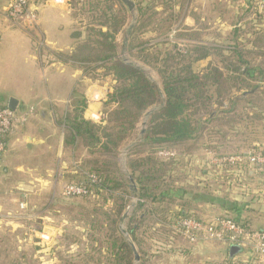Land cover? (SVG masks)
I'll list each match as a JSON object with an SVG mask.
<instances>
[{
	"label": "crops",
	"instance_id": "crops-1",
	"mask_svg": "<svg viewBox=\"0 0 264 264\" xmlns=\"http://www.w3.org/2000/svg\"><path fill=\"white\" fill-rule=\"evenodd\" d=\"M10 1L0 0V106L9 107L10 99H14L17 118L12 131L5 137L6 150L0 159V233L13 232L20 226L19 221H16L17 217H20L18 211L26 205L35 210L25 216L28 223L38 217L39 222L50 219L45 213L48 203L44 204L43 201L40 203V200L47 194L59 193L61 181L66 175L64 174V169H67L66 162L69 160L64 157V151L72 148L67 142L70 133L66 125L67 114L74 112L77 106L76 87L81 82L92 81L68 59V55L74 51L79 41L74 37L77 21L72 14L71 0H30L38 11V21L33 27L27 24L14 25L10 21L7 16ZM207 1L209 0H187L190 7L191 2H195L196 7L190 9L188 14H183V17L188 21L185 24L189 30L198 32L201 36L203 30L199 32L193 27L195 25L191 12L193 15L200 14V24L210 16L218 19L215 20L216 39L213 46L222 48L223 56L217 55L215 64L223 69V66L228 65L223 64L222 57L229 54L228 45L224 44L230 41L228 37L232 29L246 26L247 18H241L246 15L244 10L255 0L228 1L224 8L225 10L228 8L230 21H221L224 11L220 9L217 12L215 5H211L210 10H205L203 6ZM183 17L181 16L182 19ZM261 20L264 23V14ZM260 26L264 27V24ZM202 27L205 29L208 26L205 24ZM203 38L207 39L205 36ZM206 39L202 41L211 42ZM218 39L223 40L220 43ZM193 41L189 38L188 44ZM241 46L246 49L252 47ZM233 59L232 57L234 63H241ZM241 67L244 69L245 65ZM250 67H257L259 73L260 70L264 72V58L251 60ZM258 72L253 70L250 75L256 76ZM228 73L250 81V86L232 88L222 99V104L215 105L212 122L221 131V136L215 139V152L211 154L215 159L235 154L233 150L236 149L248 156L250 149L264 148V73L259 74L260 77L257 79H251L245 72L233 69H229ZM87 84L86 96L97 95V99H102L101 102L107 99L110 88L94 82ZM257 100L261 101V105H257ZM89 112L98 119L91 118ZM103 112L101 103L92 102L89 108L84 110L83 115L86 119L99 123L102 122ZM251 134L254 137L243 145L244 140ZM237 136H241L243 140ZM237 165L240 164L228 166ZM245 165L250 170L248 179L260 176L264 178L263 167L257 169L249 161H246ZM263 187L264 185L258 190ZM234 204L241 208L238 220L243 225L251 229L264 230V208L259 210L256 206L246 205L247 203ZM219 211L220 215L231 213V216H236L233 210L228 211L223 206H220ZM126 241L130 244L129 240ZM186 241L183 239L184 245L180 246L181 249L171 240L172 246H169L172 249H165L160 247L157 239L152 238L150 250H144V253L135 244L139 260L134 258L133 264H219L227 258L245 256V251L243 252L241 250L243 248L239 246L237 251L231 253V247L235 245L203 241L190 244Z\"/></svg>",
	"mask_w": 264,
	"mask_h": 264
},
{
	"label": "rangeland",
	"instance_id": "rangeland-1",
	"mask_svg": "<svg viewBox=\"0 0 264 264\" xmlns=\"http://www.w3.org/2000/svg\"><path fill=\"white\" fill-rule=\"evenodd\" d=\"M79 1L80 3L76 7L71 8L72 14L78 15H76L74 18V20L77 21L76 29L82 31V25L83 23L88 22V18L84 16L83 12L81 11V7L83 3L86 2V0ZM132 1H134L136 5V2L146 4L147 2L153 0ZM228 1L230 0H223V2L209 0L206 2L203 8L205 10H210L211 5H215L217 12L220 9L224 11L221 21H230L227 14L228 8L226 10L224 8V5H227ZM261 1L262 0L255 1V7L253 8L251 14L246 17V23L249 24L251 21H256L258 26H263L264 23L261 20L262 18H259V15L264 14V5H261ZM216 2L218 3L214 4ZM166 3L168 4L166 5ZM157 4V8L163 9L167 13H170L169 11H171V14L182 17L183 14H188L190 9L196 7L195 2H191L192 6L190 7V5L187 4V0H164L160 2L158 1ZM198 4L199 2H197V5ZM169 5L170 10L168 9ZM36 13L38 21V11ZM136 14L137 23L139 16L137 7ZM191 14V18H193L192 20L195 25L193 27L199 32H201L200 30H203L201 40L206 39L203 38V36H205L211 41V43L215 44V20L218 19L210 16V18L205 19L200 24V14L193 15V12H191ZM10 21L13 23L12 20ZM174 21L175 17L173 16L171 19H167L165 22L161 21L162 23L160 22L161 24H159L158 27H155L154 25H146L140 30L141 35L139 41L149 43L145 46V51H148L153 59L157 60L156 65L153 66L151 64H146L136 59V57L132 56V54L126 50V56L143 64L147 68V73L152 76V78H154L159 83V85L161 84L163 76V74L160 72V69L166 68V64L170 65L169 69H173L172 65L175 66V59H171V56H168L167 53L172 55L177 49L184 51L186 47H188V39L190 38L187 36V34L192 32L189 30L188 25L185 24V22L188 21H185L184 17L183 19L180 17L177 23ZM130 22L131 18L129 23ZM13 24L19 26L25 25L16 23ZM205 24L208 27L203 29L202 26ZM30 26L33 27L34 25L31 24ZM127 27L117 36L118 42L122 45L124 39L127 37ZM255 29L256 28L254 27V29H251L250 32L253 33ZM129 36L127 38V44L129 41ZM251 37L253 40L255 37L254 34ZM222 40L218 39L220 43ZM213 57L216 59L215 56ZM176 68L178 69L179 67ZM87 77L92 80L91 82H87L89 85L93 82L94 84L100 86L105 85L107 89L110 88V92L116 85V82L110 75L109 77H104V75H102L101 69L89 71ZM87 83L81 82L76 87V91L78 93L76 96V101H80L85 98L87 101L85 109H88L92 102L101 103V109L103 111L105 109L103 115L101 116L103 119L102 122H104L105 119H108V110L106 105H104V101L101 102L102 99H97V95H85L88 90ZM256 102L257 105H261L260 100H257ZM78 104L79 103L76 105L78 106ZM187 113L194 126L198 127L197 129H199L200 121L205 119V117H209L207 115L209 114L207 113V109L205 106H202L201 102L199 101H195L194 105L188 109ZM91 114L92 113H90L91 118L98 119L96 115ZM144 117L145 114L139 120L136 129L133 131V134L127 136L126 142L120 149H117L113 152H103L100 150L94 155V157H100V160L104 162L102 163V161H100L99 163H96V167L109 169L111 171V176H114L118 181L122 180L125 182L128 180L129 187L131 185L129 177H132L129 165L132 163L136 164L137 162L149 163L148 158L150 157L156 159L154 154H152L150 151V144H141L143 139L141 137V131L142 129L146 130L148 123L147 120L146 124L143 125ZM203 125H205V129L203 130V138L199 139L196 137L194 139L180 143L177 142L174 147L158 151V159L156 160L168 162V165H155L154 160L148 165L144 164L136 168L138 171H141L143 169L150 168L152 165H155L156 168L159 169L157 175L167 174V176L164 181H161L160 179L150 180L147 183V186L151 187V190H153V192L157 195H160V193L163 191L169 192L168 195L163 197L162 200L155 202H151L152 200L146 201L145 209L147 212L146 214L142 215L141 212L144 209H140L138 211L136 210L139 199L138 196L132 195L131 188L130 195L124 196L125 201L128 203L124 209L122 217L124 214H127V220H124L123 225H121V217L119 221V228L121 229L124 237L129 240L130 244L131 242L134 245L136 244L135 246H137L141 252L143 251V253L144 250H150L152 238L157 239L160 242V247L165 249H172L169 246H172L170 243L171 240L172 242L175 241L176 245L179 247L181 245L183 247V239L187 240V243H192L178 230V227L175 224L179 217L171 216V210L180 209L183 206H187L188 208L190 207L194 209L196 215L199 218H202L205 221H212L220 216L219 208L221 206L220 203L222 200H226L232 204L238 202L240 205H242V203H247L246 205L256 206L259 208V210L264 208V187L258 190V188H261V186L264 185V178L260 176L261 178L256 177L250 180L245 175H243V177L240 176L241 178H237L234 177V174L236 173L235 171H239L236 166H228L227 163L219 164L216 162L217 159H215V156L211 154H214L215 152V139L221 136V131L218 130L220 128L217 129L212 120H206ZM198 131L199 130H197L195 134H197ZM240 137L237 136L238 139L243 140V138ZM253 137V134L248 135L246 140H244L245 143H243V145H246V143H248V141ZM69 149L70 150L66 149L64 151V157L69 158V160L66 162L67 169H64V174L66 175L64 180L61 181L59 193L56 195L47 194L45 195L44 199L40 200V203H42V201L44 204L48 203L45 213L46 215L50 216V219L46 220V222L45 220H41L42 222H39L40 220H38V217V219L35 218L34 221H29L28 223L25 216H27L28 213H33L35 210L29 207V205L24 206V208L22 207L23 210L21 209L18 211V215H20V217H17L16 219V221H19L20 226L13 232L7 231L0 233V264H97L98 260L105 261L103 250L106 246H109L108 243H106V240L111 234L112 227L114 226V223H112L111 219L117 218L115 206L119 205V203L122 201V199H120L122 195V188L115 189L113 191L114 193L104 192L99 197L94 198L81 195L67 196L64 193L65 186L71 183L82 184L85 182V180H87L88 177H90L91 173L89 169L92 166L94 167V162L91 159L93 153H90L88 150H86L81 141H79L76 147L72 146V148L69 147ZM231 150L233 149L231 148ZM233 151V153L237 154L239 152L241 153L240 155H242V157H245L242 151L238 149ZM254 151L257 150H249L250 153H253ZM162 152H168L174 155H164L161 154ZM173 157L176 158V160ZM248 158L250 159V157ZM88 159L91 160L88 161ZM220 166H222V168L232 167L234 170L233 176L226 179L222 177H216ZM254 167L260 169L257 165H254ZM135 185L137 188L136 193H138V185L136 182ZM156 185H158L157 189L154 187ZM182 190L191 192L193 195L199 193L205 195L206 197H213L214 201L210 202L208 201L209 199L191 201L188 196L182 198L179 195ZM253 198L255 202L252 200ZM135 216L141 219L144 217L142 225L139 226V230L137 231L138 234H136L138 237L137 239L133 238L128 233V221L130 218ZM122 229H124L126 233H124ZM203 242L217 243L218 241L208 239L204 240Z\"/></svg>",
	"mask_w": 264,
	"mask_h": 264
},
{
	"label": "trees",
	"instance_id": "trees-1",
	"mask_svg": "<svg viewBox=\"0 0 264 264\" xmlns=\"http://www.w3.org/2000/svg\"><path fill=\"white\" fill-rule=\"evenodd\" d=\"M158 1L164 0H153L146 4L136 2L139 16L126 46V50L136 59L153 66L157 64V60H154L151 54L145 51V46L149 43L139 41L141 28L146 25L158 27L159 24L171 19L173 16L175 17L174 22L177 23L181 17L171 14V11L167 13L163 9H158ZM79 3V0L71 1L72 7H76ZM254 7L255 2L244 10L246 15H243L241 19L249 16ZM168 9L170 10V5ZM81 11L88 18V22L83 23L82 31L74 30V37L79 39V41L74 51L68 55V59L82 69L87 76L89 71L101 69L102 75L104 77H109L110 75L116 85L104 101V105H106L108 110V119H105L104 122L97 123L86 119L83 112L87 101L85 98L77 101L79 104L75 111L67 116L66 125L70 131L67 136V142L71 146L76 147L81 141L84 148L93 153L91 159L94 162V167L92 166L89 170L90 175L96 176L98 181L94 182L88 177L82 183L86 187L87 193L81 196L94 198L99 197L104 192H113L115 189L122 188L120 197L122 201L115 206L117 218L111 219L114 226L106 240L109 246H106L103 250L105 261L98 260L97 264H133L132 247L119 229V221L128 203L125 201L124 196H128L131 193L129 182L128 180L125 182L122 180L118 181L114 176H111L109 169L96 167L95 164L102 160H100V157H94V155L100 150L113 152L120 149L126 142L127 136L133 134L142 116L150 108L156 106L160 107L150 115L141 142V144H150V151L156 159H158L159 150L174 147L177 142L180 143L196 137L199 139L203 138V130L206 125H203V123L206 120H213L215 105H221L222 99L230 93L232 88L250 86V81L247 82L244 78L232 76L228 73V70L233 69L234 71L245 72L248 75L253 70L258 72L256 70L257 67H250V65L251 60L258 57L264 58V27L258 26L256 21H251L250 25L247 23L244 28L232 29L228 37L230 41L224 44L228 45L229 54L224 58L222 57L223 64L228 65L223 66V69L215 64L216 61L213 57H216V55L223 56L221 47L213 46L215 44L211 42L202 41L201 34L198 32L187 34L194 41L188 44L184 51L177 49L172 55L167 53L168 56H171V59H175V66L172 65L173 69H169L170 65L166 64V68L160 69L163 76L159 85L156 80L150 79L145 72L125 63L120 58V53L124 46L118 42L117 36L125 30L131 18L130 10L122 0H86L81 7ZM76 15H73L74 18ZM259 18H262V15H259ZM254 27L256 29L253 33L250 32ZM253 34L255 37L252 40L251 36ZM241 45H252V47L246 49ZM232 57L236 61H241V63H234ZM242 65H245L244 69H242ZM176 67L179 68L177 69ZM261 73L264 72L260 70V73L258 72L257 74ZM258 75L250 76L251 79H257L260 77ZM195 101L201 102L202 106L207 109V113H209L207 114L209 117H205V119L200 121L199 129L194 126L187 113ZM197 130L199 131L195 134ZM260 149L264 150L263 147H260ZM91 159H88V161ZM156 159L150 157L148 162L151 163L155 160L154 164L161 166L169 164ZM174 159L176 160V158ZM102 163L104 162L102 161ZM149 163L137 162L129 165L131 176L138 185V193L135 196H138L139 203L136 210L144 209L141 215L147 212L145 209L146 201L152 200L151 202H155L162 200L169 193L163 191L160 195H157L151 190V187L147 186L150 180L160 179L164 181L167 176V174L157 175L159 169L155 165L141 171L136 169ZM236 167L239 171H235V174L232 167L220 168L216 177L226 179L234 174V177L237 178H241L240 176L243 177V175L250 178V170H248L245 162ZM262 171L264 175V167ZM154 187L157 189L158 185ZM179 195L182 198L188 196L191 201L201 199H209L208 201L210 202L214 201L213 197H206L199 193L193 195L186 190H182ZM220 205L228 209V211L229 209L233 210L236 214V216H231V213H224L220 216L239 219L241 208L237 204L222 200ZM170 213L171 216L176 217L197 216L195 210L187 206L171 210ZM143 218L135 216L128 221V233L133 238H138L136 234H138L139 226L142 225ZM241 250L244 252V249Z\"/></svg>",
	"mask_w": 264,
	"mask_h": 264
},
{
	"label": "built area",
	"instance_id": "built-area-1",
	"mask_svg": "<svg viewBox=\"0 0 264 264\" xmlns=\"http://www.w3.org/2000/svg\"><path fill=\"white\" fill-rule=\"evenodd\" d=\"M261 5H264V0L261 1ZM36 12L37 9L31 5L29 0H11L7 8V16L16 24L35 25L37 23ZM16 118L14 110L8 106H0V159L6 150L5 137L12 131ZM255 150L257 151L249 153L248 156L244 155L246 158L240 154H227L217 157L216 162L235 165L249 161L258 168L264 167V150ZM161 154L172 153L162 152ZM90 179L94 182L98 181L94 175H90ZM64 193L67 196H79L86 194L87 189L82 184L71 183L65 186ZM175 225L192 243L212 239L244 249V257L227 258L219 264H264V230L248 228L239 220L229 216H219L212 221H205L196 216H185L179 217Z\"/></svg>",
	"mask_w": 264,
	"mask_h": 264
},
{
	"label": "water",
	"instance_id": "water-1",
	"mask_svg": "<svg viewBox=\"0 0 264 264\" xmlns=\"http://www.w3.org/2000/svg\"><path fill=\"white\" fill-rule=\"evenodd\" d=\"M122 1L127 5L128 9L130 10V13H131V22L129 23V25H128L127 29H126V36H127V37H126V38L124 39V41H123V46H124V47H123L122 50H121L120 58H121L125 63H127V64H129V65H131V66H134V67H136L137 69H139V70L145 72V73L150 77V79L155 80L154 78H152V76H150V75L147 73V68H146L143 64H141V63H139V62H137V61H135V60H132V59H130V58H128V57L126 56V44H127V38H128V36L130 35L132 29H133L134 26H135L136 19H137V14H136V5H135V2H134V1H132V0H122ZM9 107H10L12 110L15 109V100H14V99H10ZM159 107H160V106L153 107L152 109H150L149 111H147V112L145 113V117H144L143 125L146 124V122H147L148 118L150 117V115L152 114V112L155 111V110H156L157 108H159ZM144 133H145V130L142 129V131H141V137H142V138H143V134H144ZM129 180H130V183H131L130 188H131V191H132V195H136L137 188H136V185H135L134 179H133L132 177H129ZM126 218H127V214H124L123 217H122V220H121V225H123V222H124V220H125ZM122 231H123L124 233H126L124 229H122ZM131 246H132V248H133L134 258H135V260H139V255H138L137 250H136V248H135V246H134V244H133L132 242H131ZM238 249H239V247H238L237 245L232 246V247H231V253H234V252L237 251Z\"/></svg>",
	"mask_w": 264,
	"mask_h": 264
}]
</instances>
